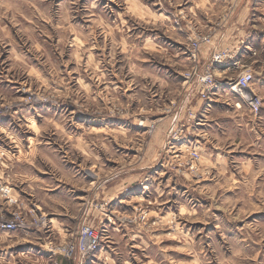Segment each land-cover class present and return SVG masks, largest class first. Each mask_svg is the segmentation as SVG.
<instances>
[{"label": "rangeland", "instance_id": "obj_1", "mask_svg": "<svg viewBox=\"0 0 264 264\" xmlns=\"http://www.w3.org/2000/svg\"><path fill=\"white\" fill-rule=\"evenodd\" d=\"M246 4L255 0H0V179L21 201L8 209L35 208L56 228L38 229L43 264L84 262L59 250L83 227L100 238L88 264H264V128L215 151L192 135L205 117L196 100H216L202 79L218 81L215 55H235L225 34ZM256 11L264 17V2ZM172 23L194 27L181 40ZM258 65L243 64L224 102L256 120L264 80L251 87L258 114L233 84L264 73ZM4 252L0 264L33 263Z\"/></svg>", "mask_w": 264, "mask_h": 264}, {"label": "crops", "instance_id": "obj_2", "mask_svg": "<svg viewBox=\"0 0 264 264\" xmlns=\"http://www.w3.org/2000/svg\"><path fill=\"white\" fill-rule=\"evenodd\" d=\"M263 2L264 0H255V7L253 10L249 7V5L246 4L245 6L249 7V12L245 14L243 11V13L238 18H236L231 29L226 31L225 42L232 47L235 55L232 59H227L223 63H214L213 65L214 72L219 78L217 79L218 83L215 87L216 89L214 90V96H216L215 102H212L210 109H206L209 106L204 103V100H196L197 105H202L200 112H203V116L205 117L203 123L200 124L199 127L195 124V128L193 129L194 133L191 132L192 130H190V132L192 135L195 134V137L193 136L195 139L194 141H200L201 147L204 148V150L215 151L219 147L218 141L220 140L228 139L230 137L234 140H245L244 136L249 133L253 127L256 129L264 128V109H262L260 118L256 120L249 112L245 110L240 111L235 109L234 106L229 107L226 103H224L226 100L232 98L229 97L232 92L230 87L231 83H229V81L236 77V73L238 74L244 63L254 59L259 64L258 67H264V17H262V14H258L256 11L258 10V4ZM190 24L186 26V30H182L181 27H176L172 23V25L175 27V30H177V36L181 40L186 38L189 35L188 31L194 27H191ZM172 39L176 42L175 38ZM209 55V48L207 46L203 47L200 52V59L203 60L204 63H207L209 60ZM254 77L257 80H264V73H260L255 70ZM255 79L253 82L254 84L257 83V81L255 82ZM236 97L235 99L239 100ZM193 99V93L190 94V97L189 95L185 96V98H182V101L180 102V104L183 106L179 104V107L175 111L180 110L182 115L185 109L187 110L189 106L192 105L194 102ZM178 119H180V116ZM172 120L173 122L170 124L171 126L169 131L177 125V121L174 119ZM199 129L200 132L197 133L196 131ZM196 134L200 135L201 139L197 138ZM184 137L183 141L187 143L189 142L188 137L190 138L191 135L188 133L185 134ZM185 143H183V145H186ZM211 160L216 163L214 160H217V157H211ZM15 191L18 196H21L22 193H20L17 188H15ZM51 228H53V224ZM54 230H56V228H53L50 232H54ZM57 230L61 234L60 236H65L67 234L65 232V225H59ZM47 236V232L38 229L21 230L13 233L0 231V237L3 238L5 240L4 242L6 243H4V245L3 243L0 245V255H2L0 258L2 259L6 257L7 254H4V250L8 249L7 258L9 261L16 259L18 261L21 260L33 262L31 264H43V262L45 263L48 261V257L43 254L45 253L44 249L48 241ZM90 259L91 258L85 262L81 261L80 264H88Z\"/></svg>", "mask_w": 264, "mask_h": 264}, {"label": "built area", "instance_id": "obj_3", "mask_svg": "<svg viewBox=\"0 0 264 264\" xmlns=\"http://www.w3.org/2000/svg\"><path fill=\"white\" fill-rule=\"evenodd\" d=\"M194 47L197 49L198 44L194 45ZM233 57L234 56L227 53L217 54L214 56L212 63H223L227 59H232ZM254 79L253 71L251 69L246 70L236 79L233 88L241 95L247 93L245 98L249 101L251 111L258 114L262 106V100L256 93L251 91ZM214 82L215 80L210 75L202 79L201 84L204 87L207 86L202 92L204 98H208L207 90L216 87V83L218 82ZM8 190L7 184L0 179V231L13 233L21 230L51 229L52 224L48 217L44 214L38 213L35 208L32 210V213L30 211L29 214H26L25 212L23 213L19 210L14 211L8 209L6 204L10 207L16 206L21 208V201L17 198L11 197ZM99 245L100 238L98 232L91 227H83L77 234L75 242H68L61 246L59 250L63 256L65 255L68 258L72 255L74 256V253L78 252L85 262L88 257L97 251Z\"/></svg>", "mask_w": 264, "mask_h": 264}]
</instances>
